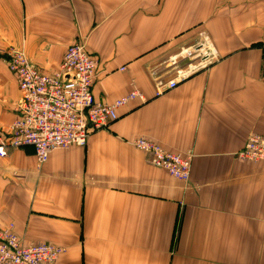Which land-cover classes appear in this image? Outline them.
I'll use <instances>...</instances> for the list:
<instances>
[{"label": "crops", "instance_id": "1", "mask_svg": "<svg viewBox=\"0 0 264 264\" xmlns=\"http://www.w3.org/2000/svg\"><path fill=\"white\" fill-rule=\"evenodd\" d=\"M246 3L0 0V48L51 73L82 42L98 60L95 99L145 96L41 165L31 146L0 157V226L12 222L25 244L61 246L59 264H264V161L236 156L264 134L263 55L249 46L263 35L262 12L253 4L252 20ZM201 34L216 54L188 73L200 60L180 53ZM158 81L174 85L156 94ZM19 98L0 61V131ZM138 137L191 152L189 181L153 165Z\"/></svg>", "mask_w": 264, "mask_h": 264}, {"label": "built area", "instance_id": "2", "mask_svg": "<svg viewBox=\"0 0 264 264\" xmlns=\"http://www.w3.org/2000/svg\"><path fill=\"white\" fill-rule=\"evenodd\" d=\"M211 46L209 37L201 34L193 46L182 50L180 57L200 60L188 73L215 56ZM0 61L15 77L20 91L14 108L15 119L0 131V157L6 156L9 149L31 146L37 164L41 165L56 149L85 146L92 133L107 129L118 118L119 108L133 100L145 102L144 94L137 88L111 102L95 99L92 85L98 60L82 42L70 44L58 68L51 73L39 70L19 50L0 49ZM178 74L185 75L181 71ZM168 85L173 86L174 82L170 81ZM165 87L158 81L156 94ZM131 142L149 154L153 165L178 180L188 182L191 152L168 150L143 137ZM236 156L244 161H264V134H251ZM63 252L61 246L52 243H23L12 222L0 226V264H59Z\"/></svg>", "mask_w": 264, "mask_h": 264}, {"label": "rangeland", "instance_id": "3", "mask_svg": "<svg viewBox=\"0 0 264 264\" xmlns=\"http://www.w3.org/2000/svg\"><path fill=\"white\" fill-rule=\"evenodd\" d=\"M247 1V3L246 4H243V7H242V5L240 6V11L242 12V13H246V14H250L249 13V10H250V8L251 7H253V4H254V7H258L257 9H256V11H257V13L259 12V11H261L262 13H261V19H262V24H263V35L261 36V37H258L256 40H253L252 42H250L249 44V46L250 47H257V48H261V50H262V55H263V58H262V60H263V64H264V0H246ZM257 5V6H256ZM251 15V14H250ZM260 17V16H259ZM258 18V17H257ZM251 19L253 20L254 19V15H251ZM247 23V25L249 26V24H251L252 22H250V21H247L246 22ZM78 42V41H77ZM72 44V43H71ZM86 47V46H85ZM0 49H14V48H0ZM14 50H17V49H14ZM187 58H189V57H187ZM30 61V60H29ZM33 64V63H32ZM194 65H196V64H194ZM190 70V69H189ZM167 87H170L169 85H167L166 86V88ZM190 153V152H189ZM192 154V153H191ZM192 158H193V154H192ZM171 176V175H170ZM189 181V180H188ZM183 182V181H182Z\"/></svg>", "mask_w": 264, "mask_h": 264}]
</instances>
